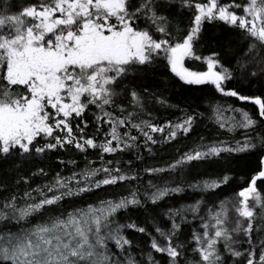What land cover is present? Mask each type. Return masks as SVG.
I'll return each instance as SVG.
<instances>
[{"label": "snow or ice", "instance_id": "1", "mask_svg": "<svg viewBox=\"0 0 264 264\" xmlns=\"http://www.w3.org/2000/svg\"><path fill=\"white\" fill-rule=\"evenodd\" d=\"M191 86L209 88L208 119L243 138L200 137L143 169L162 183L131 186L141 179L132 161L107 157L140 159L141 147L191 135L205 113L167 94ZM160 108L183 114L161 123ZM52 156L62 170L43 166ZM247 156L254 166L235 173L231 162ZM25 164L33 170L14 190L0 181V264H264V0H0V165ZM216 164L215 175L199 172ZM237 175V191L220 198ZM126 184V194L63 209ZM187 189L200 198L160 208ZM133 210L142 217L117 218Z\"/></svg>", "mask_w": 264, "mask_h": 264}, {"label": "trees", "instance_id": "2", "mask_svg": "<svg viewBox=\"0 0 264 264\" xmlns=\"http://www.w3.org/2000/svg\"><path fill=\"white\" fill-rule=\"evenodd\" d=\"M207 33L209 35H216L220 36V34L223 32L225 35L226 29L220 27L219 25H207L206 26ZM188 66L193 68L197 71H204L206 70V65L202 64L201 62H188ZM155 86V82H154ZM258 88V85L252 86V91H256ZM170 98V102L173 105H179L180 109L187 108L189 105H192L195 107L196 105H199V111L204 112L205 116L200 118L201 122H198V125L196 127V130L189 136H178L176 141L170 142V143H159L156 145H152V153H149L147 149L141 147L139 151L140 159L137 158V153L135 151L126 152L119 156L112 157L108 156V159H120L122 163H124L125 167H127V161H132V167L133 169L137 170L141 174V179L138 182H133V185L135 186L137 183L141 186V191H143L144 187H147V182L149 179H152L154 183H162V180L158 178H153V176L146 174L143 172L144 168L147 167H164L167 163L171 162L172 158H174L178 153L177 149L181 150H187L189 147H192L194 144L200 142V137L205 138V142L209 140H231L233 138L235 139H242L243 138V130L238 129L235 132L229 133L225 129H219L218 126L212 121L208 119L209 113L206 111L208 108V105L206 102L203 101V97H206L211 94V90L209 88H205L203 86H191V90L184 88H176L174 90H171L169 93H167ZM231 102V101H229ZM238 107H247L249 110L251 109L250 105H244L243 102H237ZM182 112L179 111L177 108H170V109H164L160 108L159 111L154 112V117L157 119L158 122H163L167 119L175 120L177 117L182 116ZM107 127V126H105ZM91 131V129H89ZM133 134H136L135 132ZM157 137H159V133L154 134ZM88 160L96 161L98 164L99 161L97 160L95 152L89 151L87 154ZM63 159H76L79 163L80 168H83L85 166V160L84 156L82 154H76V153H69L67 155L62 154ZM256 158L254 156H247L243 157L242 159L233 160L231 162V167L233 168L234 172L237 174L246 173L248 169L255 164ZM45 167H50L53 171L56 170H62L63 166L60 165L55 156H52V158L48 161H45L44 165ZM222 164H216V165H204L199 168V172L201 175H215L220 171V168L222 167ZM10 166L7 165H0V180L5 182L9 188V190H14V180L17 179L19 174H27L30 170H33V165L31 164H25L24 166L20 167L19 169H14L12 171H9ZM73 166L68 165V168L71 169ZM78 170V169H77ZM65 174L67 173V170H64ZM193 177L196 179H199L200 176H196L195 171L193 172ZM160 176H163L164 179H170L171 177L160 174ZM190 177L189 179H191ZM40 181L39 179L36 180L35 183ZM239 179V175L236 176V179L228 186L223 187L221 190H219V197L223 198L224 196H230L235 191H237V185L241 183ZM40 183V182H39ZM24 186L21 185V188ZM129 187V185H124L123 187H117V186H106V190H97L92 195L84 198V199H77L74 201H68L65 202L63 205L64 210H71L72 206H82L85 203H94L99 199H106L109 197H118L119 195L126 194V190ZM200 193L194 192L192 189H187L184 193L181 194H173L172 196L166 198L164 201L161 202L160 208H172L173 206H181L184 204L192 203L194 200L200 198ZM206 199L211 202L215 197H206ZM128 215L133 216L134 218H141L142 213L138 211H131L129 213H124L121 211L118 213L117 218L120 220V222H124V220L127 218ZM199 221L194 222V226L198 225ZM188 233V229H185V234Z\"/></svg>", "mask_w": 264, "mask_h": 264}, {"label": "rangeland", "instance_id": "3", "mask_svg": "<svg viewBox=\"0 0 264 264\" xmlns=\"http://www.w3.org/2000/svg\"><path fill=\"white\" fill-rule=\"evenodd\" d=\"M0 181H2V180H0ZM36 182V181H35ZM39 182H42L41 180L40 181H38L37 183H39ZM34 185V184H33ZM7 193H0V196H2V195H6ZM178 207H180V206H173L172 208H178ZM163 209H166L165 207H162V210ZM45 215H47V214H45ZM33 222H35V221H33ZM14 230V229H13Z\"/></svg>", "mask_w": 264, "mask_h": 264}]
</instances>
